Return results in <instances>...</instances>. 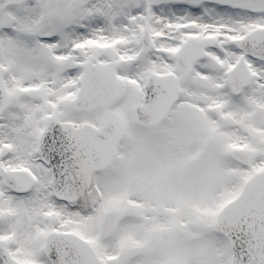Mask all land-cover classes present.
<instances>
[{"label": "snow or ice", "instance_id": "1", "mask_svg": "<svg viewBox=\"0 0 264 264\" xmlns=\"http://www.w3.org/2000/svg\"><path fill=\"white\" fill-rule=\"evenodd\" d=\"M0 264H264V0H0Z\"/></svg>", "mask_w": 264, "mask_h": 264}]
</instances>
